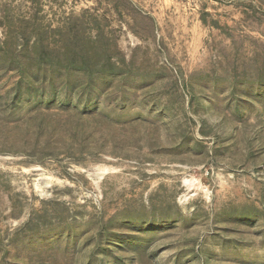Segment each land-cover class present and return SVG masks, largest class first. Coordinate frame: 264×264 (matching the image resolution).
Wrapping results in <instances>:
<instances>
[{"label":"rangeland","instance_id":"rangeland-1","mask_svg":"<svg viewBox=\"0 0 264 264\" xmlns=\"http://www.w3.org/2000/svg\"><path fill=\"white\" fill-rule=\"evenodd\" d=\"M0 264H264V0H0Z\"/></svg>","mask_w":264,"mask_h":264},{"label":"trees","instance_id":"trees-1","mask_svg":"<svg viewBox=\"0 0 264 264\" xmlns=\"http://www.w3.org/2000/svg\"><path fill=\"white\" fill-rule=\"evenodd\" d=\"M47 51H44L42 54H45ZM11 59H9V61H5L6 64L11 63L10 61ZM5 66V65H3ZM6 67V66H5ZM12 68V72H18L21 76L20 81H18L14 87V97H19L21 96L23 93L21 91V89L23 88L24 85L27 86V93L28 94H36L38 92V89L36 88V85L33 84V76H30L27 72H26V68L25 66L21 65L20 63H18V65L16 66H7ZM40 68V67H39ZM72 60L70 61V64L65 66V71H69L72 70ZM7 70H9V68H6ZM36 74V73H35ZM35 77V76H34ZM26 78H31V80H27ZM26 79V80H25Z\"/></svg>","mask_w":264,"mask_h":264}]
</instances>
